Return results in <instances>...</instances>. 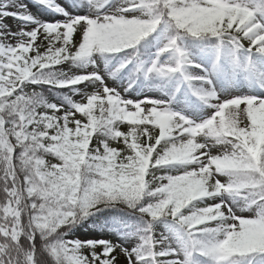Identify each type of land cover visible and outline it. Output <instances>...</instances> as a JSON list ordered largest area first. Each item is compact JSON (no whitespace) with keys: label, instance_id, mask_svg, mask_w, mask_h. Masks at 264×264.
<instances>
[{"label":"snow or ice","instance_id":"obj_1","mask_svg":"<svg viewBox=\"0 0 264 264\" xmlns=\"http://www.w3.org/2000/svg\"><path fill=\"white\" fill-rule=\"evenodd\" d=\"M41 2H44V0H41ZM89 3L98 9H102L109 3V0H89ZM11 6V0H5L3 4H0V21L6 19L9 15L14 18L19 16L17 12L8 11ZM237 6L247 8L252 13V17L241 25L240 19L242 17L238 16L235 23H232L229 27V18L235 15L232 9ZM159 9L164 10L165 21L185 34L196 38L212 36L218 38L221 42L227 38L237 50L243 47L242 41L247 40L249 46L246 52L253 53L255 51L264 55V39H262L264 37V23L257 20L256 10L238 3L237 0H131V7L127 11L120 9L114 16L104 15L102 21L106 22L108 28H118L122 33H126V35H122L121 39L123 43L128 45L127 49H133L140 41L153 33L152 29L159 21V17L154 13ZM138 10L144 13L145 19L152 20L153 23L144 24L139 20L125 19V17H128L127 13H134ZM99 13L97 11V15ZM169 13L175 19H172ZM220 16H223V22L218 18ZM99 23L100 21L97 20L96 16L68 17V20L64 23H42L30 33H20L15 45L8 44L9 36L12 34L5 33L2 30V25H0V109H3V111H0V119L3 121L2 126H0V140L5 141L7 144V147L0 149V151H3L4 157L10 159L9 165L8 160L0 158V192L3 193V198L0 199V238L5 240V243L0 244V264H18L14 257L5 260V248L8 245L15 242L13 244L14 251L21 252L20 239L26 237L28 241L33 243L34 248L36 236L37 234L40 235L33 219L39 215V212L37 209L31 208V204L35 202L38 208L42 201L37 200L35 196L29 199L27 192L29 185L25 181L26 174L20 171V160L25 148L29 145L35 146L36 142L44 144L45 147L56 143L57 141L51 138L63 134L66 123L67 128L72 133L76 130L77 120H79L81 127L88 123L87 119V122H82L80 119L74 118L75 114L79 113L76 107L77 103L72 104L69 111L60 115L64 110L57 105L48 103L42 107H36L35 104L30 105L28 102L35 94L26 93L24 88L30 83H47L53 87H60L58 84L38 78V74L42 75L44 70L59 65L51 64L48 57L61 49L68 50L69 59L81 48H83L84 56L89 55L94 50V46L102 51L109 50L112 40L108 35L107 28L98 27ZM78 29L79 31L83 29V32L80 31L81 38L77 43H74L73 35ZM40 34H43L45 39L48 40L47 48L44 51H41L42 45L37 43ZM169 51L177 53L183 61L185 53L178 46L177 39H170L158 55ZM64 54V52H61V58ZM45 64H48L49 67H42ZM125 66L121 65V67ZM181 69L182 62L177 63L175 66L164 67L154 61L147 72L172 75L180 72ZM82 76L88 79L80 83L68 84L65 87L74 88L86 81L101 79L96 73ZM73 78L64 77L66 80ZM185 78L188 80L194 79L192 77ZM93 96L99 98L94 102L93 114L104 122L106 128L110 127L113 131L119 130L118 122L121 121H115L108 125L107 121L111 119L108 115L109 109L114 108L117 112L119 109H124L125 112L138 113L134 122L126 121L130 126L129 130L124 132L123 136L117 137L115 142L119 143L122 139L124 148H128V145L132 143L133 136L139 133L143 137V147L155 148L153 162H155L157 154L161 153V145L189 140H194L197 144H200L197 137L203 136L213 139L210 134L217 133L213 140L218 144L231 145L234 151L223 154L221 156V166L217 167L215 163H212V158L216 155H210L208 152L202 151L206 148V145L203 144L195 152L201 163L196 164L199 167L191 171L196 175L191 178L190 182L205 178L210 181L208 185L210 195L202 196L201 199L228 194L232 197H241L245 202L259 203L264 208V137L260 135L259 114L260 109H264V98L239 97L227 100L217 106V112L212 118L203 123H193L185 116L170 111L158 101L144 100L137 103L125 101L118 92L108 87L104 88L102 94H93L87 98L86 103L80 104L87 105L89 99ZM205 98L214 99L215 93L210 92ZM110 99L113 104H109ZM100 101H103V104ZM145 105L151 106L146 108ZM241 105H244V107L241 108ZM33 108H35L34 111ZM97 111L99 115H97ZM119 114L124 115V113ZM241 117H243V120ZM48 123H52L53 126L46 127ZM161 124L165 126L163 138H161ZM242 124L243 126H241ZM70 125H74V127ZM148 126L158 129V135L153 136ZM233 129H235L234 132ZM40 133H46V137H41ZM17 134H20L19 138ZM25 136L28 139L25 140ZM33 136H35V141L32 139ZM180 137H186L187 139L181 140ZM125 139H127V143H125ZM158 140L160 141L159 145L157 144ZM21 141H23V144H21ZM108 147L113 146L109 143ZM17 150H19L18 155ZM92 150L93 147L90 146L89 151ZM99 151L101 155L105 154L103 145L100 146ZM40 152H43V149H40ZM128 154H132L130 148H128ZM28 155H31V153L29 152ZM124 155L125 153L121 152L119 159H123ZM205 167L210 168V175L209 173L200 175V170ZM217 175L230 176L231 179L226 184L221 183L219 180H211L212 176L216 177ZM167 182V180L163 181L165 184ZM217 184H222L224 187L217 189ZM229 187L231 190L226 192L225 189ZM21 196L23 200L18 204L17 201ZM160 199L162 198L156 197V202L159 203ZM25 205H28L26 209ZM217 206L219 212L223 213L220 218L230 221L229 228L222 240H227L229 236L242 237L249 230L259 231L264 228V214L255 219H245L233 214L231 208H227L224 203L210 206V208L215 209ZM176 207L175 204H160L159 207H153L142 213L151 217L152 221L162 217H171L183 226L187 233H194L197 235V239H200L199 234L206 228L201 226L208 225V223L191 228V218L183 214L185 208L174 213ZM71 208L72 206L69 205V207L61 208L60 211L67 212ZM226 208L227 211H225ZM73 210L75 216L68 217L67 222L60 228L77 224L84 218L94 214L97 208L91 206L81 207L77 203ZM17 212L19 213L18 217ZM213 214L215 215V212ZM50 244L54 245V248L49 249L57 264H116V257L113 253L118 246L111 242L60 240ZM153 246L151 237H146L142 248L134 252L137 261L142 262L149 257L155 259L157 254L151 251ZM83 249H87L90 256L83 255L81 253ZM99 249H102V251L98 252ZM123 251L126 252V250ZM217 251L220 252V247L217 248ZM145 252H147V256ZM175 254L174 250L159 253L161 256ZM221 257L214 261L217 264H230L226 254L221 253ZM129 260L132 264L131 255ZM27 264H34L33 253H30V258L27 254ZM172 264H180V262L173 261Z\"/></svg>","mask_w":264,"mask_h":264},{"label":"clouds","instance_id":"obj_2","mask_svg":"<svg viewBox=\"0 0 264 264\" xmlns=\"http://www.w3.org/2000/svg\"><path fill=\"white\" fill-rule=\"evenodd\" d=\"M125 3L128 6L120 7L110 15L114 16L120 9L127 11L131 7V0H125ZM232 11L235 15L229 18V27H231L232 23H235L238 16L242 17L240 19L241 25L252 17V13L247 8L237 6ZM141 14L144 17V13L141 12ZM92 15L96 16L97 20L100 21L98 27L107 28L108 35L112 40L110 49L102 51L94 46V50L89 55L84 56L83 48H81L71 59L67 55L68 50L61 49L48 57L51 64H62L67 61H72L74 65L78 63H95L91 59L94 54L107 58L110 55L127 50L128 45L123 43L121 39L122 35H126V33H122L118 28H108L106 22L102 21V17L105 14L99 13L97 15V12H93ZM154 15L159 17V21L152 29L153 32L157 30L162 22L169 27H173L172 24L164 20L163 9H159ZM169 16L175 19L171 13H169ZM218 18L223 22V16ZM125 19L139 20L144 24L153 23L152 20L145 18L125 17ZM80 31L83 32V29ZM178 38L179 36L177 35L175 39ZM61 52L65 53L63 58H61ZM42 67H49V65L45 64ZM65 76L66 74L63 72L38 74V78L58 84L60 87L80 83L88 79L84 76H76L71 80H66L64 79ZM33 93L35 95L28 103L30 105L35 104L36 107L45 106L46 102L41 94ZM98 99L97 96H93L89 99L87 105L77 103V111L88 120V123L83 127L80 126V122L77 120L76 130L72 133L67 128L66 123L65 132L51 138L57 141L56 143L45 147L44 144L36 142L35 146H27L21 156L20 171L26 174L25 181L29 185L27 189L28 197L31 199L35 196L37 200L42 201L38 208L37 204L33 202L31 208L37 209L39 212V215L33 219L36 229L45 242L48 241L49 237L57 233V229L67 222L68 217L75 216L73 209L77 203L81 207H95L97 211L122 205L133 209L145 197H160L162 199H160L159 203L155 202L146 207H141L139 211L142 213L153 207H159L160 204H175L177 206L174 209L175 213L177 210L192 205L194 201L200 200L202 196L210 195L208 189L210 181L207 178L190 182L191 178L196 175L194 172L186 171L181 175H158L153 171L169 166L201 163L195 152L203 146V143L197 144L194 140H189L165 144L161 148V153L157 154L155 162H153L155 148L143 147V137L139 133L133 136L132 143L128 145V148L132 150V154H128V148H109V141H115L117 137L123 136L124 132L113 131L110 127L106 128L104 122L93 114V105ZM100 103L103 104V101H100ZM109 104H113L111 99ZM34 110L35 108H33ZM0 111H3V109H0ZM119 113H124V115L121 116ZM108 115L111 119L107 121V124L111 125L115 121L134 122L138 113L125 112L124 109H119L117 112L112 108L108 110ZM2 123L3 121L0 119V126H2ZM52 126V123L46 125V127ZM160 128L161 138H163L165 126L161 124ZM234 131L235 129H233ZM98 133L108 139L101 140L97 135ZM216 134L211 133L210 135L214 139ZM39 135L46 137V133H40ZM17 136L19 138L20 134H17ZM94 137L97 139V146L93 147L90 152L89 148ZM24 139L26 140L28 137L25 136ZM32 139L35 141V136ZM125 143H127V139H125ZM21 144H23V141H21ZM157 144H160L159 140ZM101 145L104 147V155H101L99 151ZM6 147V142L0 140V149ZM40 149H43V152H40ZM29 152L31 155H28ZM121 152L125 153L123 159H119ZM226 153L228 152L226 151L223 154ZM222 155H216L212 158V163H215L217 167L221 166ZM0 158L8 160L10 165V159L4 157L3 151H0ZM118 160L119 162H117ZM204 173H209L210 175V168H202L200 175ZM228 177L230 181L231 177ZM164 180L168 182L165 184L163 183ZM211 180H216V178L212 176ZM223 187L224 185L222 184L216 185L217 189ZM230 190V187L225 189L226 192ZM22 200L23 197L21 196L17 203L19 204ZM69 205L72 206L69 211H60L61 208L69 207ZM27 207L28 205H25V209ZM214 212L215 215L213 214ZM16 215L18 217L19 213L17 212ZM188 216L191 218V228H196L198 225L205 223L209 224L212 221L219 222L217 227L204 228L199 234L200 239H197V235L194 233H187V243L191 248L189 255H191L192 251H198L202 256L218 260L222 258L221 253H224L230 264H244V261L248 260L249 257L264 256V228L259 231L249 230L242 237L229 236L227 240H222L218 237L226 234L230 221L220 218L223 213L219 212L218 206L215 209L210 207L193 208ZM47 247L54 248V245L48 244ZM218 247H220V252L217 251ZM28 255L30 258V253ZM248 264H252V261L248 260Z\"/></svg>","mask_w":264,"mask_h":264},{"label":"rangeland","instance_id":"obj_3","mask_svg":"<svg viewBox=\"0 0 264 264\" xmlns=\"http://www.w3.org/2000/svg\"><path fill=\"white\" fill-rule=\"evenodd\" d=\"M12 12L19 13V16L12 18L9 15L6 19L0 21L2 30L5 33H11L8 44L15 45L20 33H30L42 23H64L68 17H87L93 16V12L99 11L102 14L110 15L120 7L128 6L125 0H109V3L102 9H98L89 3V0H11ZM251 0H238L242 4L254 5ZM2 2V0H0ZM29 8V9H28ZM29 10V11H28ZM129 18H144L138 10L134 13L126 14ZM30 18V19H29ZM259 20L264 21L262 16ZM81 38L79 29L75 32ZM48 41L43 34H40L37 43ZM162 44L157 46V49ZM59 46V45H57ZM249 42L246 40L244 47L248 48ZM161 48V47H160ZM156 52L147 61L133 63L130 67L120 60L109 65L106 58L95 54L92 60L95 63H88L85 67L75 66L72 61H67L57 65L58 69L66 74V77H76L92 73L98 74L101 79L87 81V85H79L80 92L73 97L74 103H86L88 95L102 94L103 89L108 87L118 92L122 99L134 103L144 100H155L167 107L170 111L185 116L193 123H203L212 118L217 112V106L227 100L239 97H258L264 98V57L247 56L239 53L234 56L230 51L210 52L200 55L197 58H186L183 61L177 53L170 51L162 55ZM158 62L160 66H175L182 62L184 79L180 80L176 86L171 87L169 92L158 88L168 80L169 75H160L157 73H148L147 69L153 62ZM121 65H126L121 67ZM139 77L145 81H141ZM185 77L194 79L188 80ZM202 78V79H197ZM214 92V99H206L208 93ZM200 97V101L197 97ZM151 105H145L150 107ZM244 105H241L243 108ZM76 119L82 120V115L75 114ZM130 126L127 122H121V129L126 130ZM158 135V129L154 130ZM184 140L186 137H180ZM199 143L206 145L202 151L210 155H222L224 152L232 151L231 145L218 144L210 137H197ZM215 177V176H214ZM216 180L225 183L227 179L217 175ZM224 203L227 208H231L233 214L245 219H254L259 216V210L256 204L245 202L241 197H232L223 194L209 201L210 206ZM227 208L225 211H227ZM76 228V227H75ZM72 226L67 227L65 241H83V242H106L112 240V244L118 246L113 255L116 257V264H130L131 255L132 264H147L146 261L138 262L134 255L135 250L142 248L144 239L138 234L128 232L123 226V232L118 229L108 228L103 223L98 227L90 226L87 221L86 226H79L76 229ZM179 230L174 227H158L154 230L151 237L153 242L152 251L170 252L175 251V255L164 256L167 264L173 261H179L180 264H192L188 258L187 249H184L179 239ZM219 238H223L221 235ZM126 250L127 254L125 251ZM102 251V249H99ZM81 253L90 256L87 249L81 250ZM203 264L202 261L198 262ZM248 264V263H246ZM261 264H264L261 263Z\"/></svg>","mask_w":264,"mask_h":264},{"label":"trees","instance_id":"obj_4","mask_svg":"<svg viewBox=\"0 0 264 264\" xmlns=\"http://www.w3.org/2000/svg\"><path fill=\"white\" fill-rule=\"evenodd\" d=\"M251 2L254 5L251 6V4H246V3L244 5H247L253 10H256L257 20L261 22L259 20V16H262L264 19V0H251L250 3ZM261 23H264V21H262ZM177 35L179 36V38L177 39V44L181 48V50L185 53L184 59L187 57L189 58L197 57L202 52L209 53L212 51H216L219 53L225 50L230 51L235 56L239 53H244L248 56L250 55L253 57H264V55L256 53L255 51H253V53L246 52V48L244 47V43L246 42V40L242 41L243 47L237 50L234 48L230 40H228L227 38L223 42H221V40H219L218 38L212 36H204V37L196 38V37H192L191 35L183 33L182 31L176 29L174 26L169 27L167 24L162 22L155 32H153L148 37L140 41V43L137 44L135 48L127 49L118 54L110 55L106 58V60L111 66L116 62L122 60L127 64V66L130 67L134 62L138 63L141 61L144 62L149 60V58L153 56L156 50H159L160 52V50L165 47L168 41L172 38H176ZM79 39L80 37L76 33H74L73 42L77 43ZM159 44H162L160 46L161 48L159 47V49H157V46ZM40 45H42L41 51H44L47 48L48 41L40 43ZM129 61L131 62L129 63ZM85 65L86 64H79V63L75 64V66H80L83 68L85 67ZM51 72L60 73L62 71L58 69L57 65L51 69L44 70V74ZM181 78H183V74L180 71L178 73L169 75L168 80L165 83L158 84L159 86L157 87L163 89L166 92H169L171 87L176 86V84L181 80ZM139 79L140 82L145 81L140 77ZM92 82L95 83L96 81H92ZM86 83L87 81L84 84ZM24 91L29 94L33 92L41 94V96L43 97L46 103L51 105H57L58 107L62 108L64 111L61 112L60 115H63L64 112H67L71 109V105L74 104L73 97L80 92V88L79 85L75 86L74 88L73 87L61 88V87H53L47 83H30L25 86ZM89 96L91 95H88V97ZM199 98L200 97L197 96V99ZM259 114H260V128H261L260 135L264 137V109H260ZM97 115H99L98 111H97ZM241 119L243 120V117H241ZM81 121L87 122L85 117H83ZM121 122H118L119 130L123 132H127L129 128L126 130H122ZM244 123H246V121H244ZM70 126L74 127V125H70ZM241 126H243V124ZM148 127L150 131L153 133V136H155L156 132L154 130L156 129L152 128L151 126ZM97 135L101 140L108 139L107 137L102 136L99 133ZM109 143H111L113 147H117L118 149H124L125 147L122 139L119 143L115 141H109ZM95 146H97V139L94 137L91 147H95ZM162 147L163 145H161V148ZM18 154H19V150H17V155ZM198 167L199 166L196 164L176 165V166H169L153 171H155L158 175H181L186 171H192ZM220 176H223L224 178L227 179L226 183L229 182L228 176L226 175H220ZM221 195L215 197H219ZM215 197L202 198L200 200L194 201L192 205H189V207L183 210V214L189 215L193 210V208L210 207L209 201ZM2 198H3V193L0 192V199ZM155 202H156L155 197H145L144 200H142L140 204H138L137 207L133 209H129L127 208L126 205H122L115 208H105L102 211H95L94 214L84 218L77 224L72 225V229H74L75 227L77 228L79 226H86L87 221H89L90 226L98 227L99 223H103L108 228H114L120 230L119 231L120 233L123 232V229L121 228H123L124 226L127 228L126 230L128 232L133 234H138L142 238H146L148 236L152 237L154 235V230L158 227H174V228H178L179 230V235H178L179 239L182 242L183 248L187 249L188 258L192 264H197L200 261H202L203 264H217V262L212 260L210 257L200 255L198 251H192L191 255H189L191 248L187 243L188 241L187 232L185 231L184 227L181 226L176 220L172 219L171 217H162L158 220L152 221L151 217H148L139 211L141 207H146L147 205ZM255 204L258 207L260 213L259 215L264 214V208H262L259 203H255ZM218 224L219 222H210L208 225L201 227L214 228L217 227ZM67 227L69 226L58 229L57 233L49 237L47 242L43 241L41 236L37 234L34 248L32 242L28 241L26 237H21L19 247L22 249V251L15 252L13 248V244L15 242H13V244H10L8 245V247L5 248V257H4L5 260L14 257L15 260L18 262V264H27V254L33 253L34 264H57L55 258L52 256L50 249L47 247V245L50 243H56L57 241L60 240L65 241V236L67 233H69V232L65 233ZM106 242L112 243V240H108ZM2 243H5L4 238H0V244ZM154 253L157 254L155 259L149 257L148 259L145 260L147 264H167L166 260L164 259V256L159 255V253H161L160 251H156ZM145 255L147 256V252H145ZM248 260H251L252 264H261L264 262V256L256 255L255 258L249 257ZM248 260H245L244 264L248 263Z\"/></svg>","mask_w":264,"mask_h":264},{"label":"bare ground","instance_id":"obj_5","mask_svg":"<svg viewBox=\"0 0 264 264\" xmlns=\"http://www.w3.org/2000/svg\"><path fill=\"white\" fill-rule=\"evenodd\" d=\"M4 2H5V0H2V2H0V4H3ZM11 4H12V1H11ZM28 9H29V8H28ZM8 11H9V12H12L11 7L8 8ZM28 11H29V10H28ZM12 18H13V16H12Z\"/></svg>","mask_w":264,"mask_h":264}]
</instances>
